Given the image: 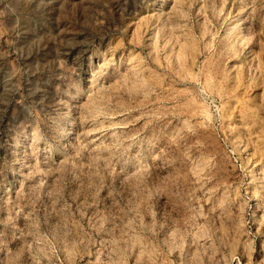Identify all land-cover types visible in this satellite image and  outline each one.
I'll return each instance as SVG.
<instances>
[{"label": "rangeland", "instance_id": "obj_1", "mask_svg": "<svg viewBox=\"0 0 264 264\" xmlns=\"http://www.w3.org/2000/svg\"><path fill=\"white\" fill-rule=\"evenodd\" d=\"M0 264H264V0H0Z\"/></svg>", "mask_w": 264, "mask_h": 264}, {"label": "bare ground", "instance_id": "obj_2", "mask_svg": "<svg viewBox=\"0 0 264 264\" xmlns=\"http://www.w3.org/2000/svg\"><path fill=\"white\" fill-rule=\"evenodd\" d=\"M96 137H98V138L95 140V142H96L97 140L101 139V137H99V136H96Z\"/></svg>", "mask_w": 264, "mask_h": 264}]
</instances>
